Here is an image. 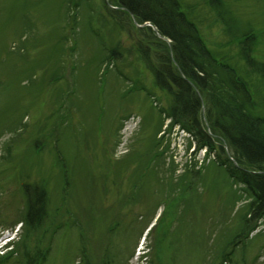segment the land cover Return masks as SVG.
<instances>
[{
	"label": "rangeland",
	"instance_id": "obj_1",
	"mask_svg": "<svg viewBox=\"0 0 264 264\" xmlns=\"http://www.w3.org/2000/svg\"><path fill=\"white\" fill-rule=\"evenodd\" d=\"M109 2L0 0V264H264V217L228 176L231 151L220 141L207 156L169 130L155 58ZM178 2L264 118V0ZM38 189L47 214L29 228Z\"/></svg>",
	"mask_w": 264,
	"mask_h": 264
},
{
	"label": "trees",
	"instance_id": "obj_2",
	"mask_svg": "<svg viewBox=\"0 0 264 264\" xmlns=\"http://www.w3.org/2000/svg\"><path fill=\"white\" fill-rule=\"evenodd\" d=\"M109 4L116 8H106L110 18L119 22L126 19L128 34L137 43L136 51L148 61L150 52L155 58L147 66L156 86L172 95L173 104L166 114L173 119V125L191 134L198 149L206 147L213 152L215 143L223 141L234 161V165L229 163L228 176L244 185V191L251 195L248 212L253 220L263 218L264 118L253 115L247 86L233 74L231 78H221L227 68L211 56L178 0H110ZM134 22L148 26L138 28ZM244 39L240 56L244 62L252 63L249 40ZM108 54L111 60L118 58L115 50ZM218 149L224 153L222 146ZM38 191L35 196L30 193L26 227L39 224L47 214L46 193Z\"/></svg>",
	"mask_w": 264,
	"mask_h": 264
}]
</instances>
